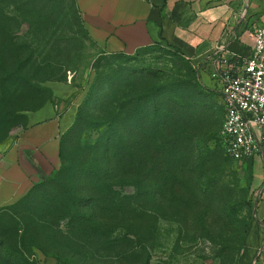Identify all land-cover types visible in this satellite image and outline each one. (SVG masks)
Here are the masks:
<instances>
[{
    "label": "rangeland",
    "instance_id": "1",
    "mask_svg": "<svg viewBox=\"0 0 264 264\" xmlns=\"http://www.w3.org/2000/svg\"><path fill=\"white\" fill-rule=\"evenodd\" d=\"M59 19L44 21L45 28L37 30L40 24H35V18L26 21L10 0H0V44L7 52V61L0 67V154L5 145L13 143L29 114L45 104L66 117L68 129L94 79L92 63L98 53L105 51L84 31L75 33V26L62 27ZM11 37L18 45H27V49L21 48L23 58L14 59L10 53ZM124 59L126 67L149 70L162 80L210 89L213 98L220 101L217 92L210 88V78L204 81L177 50L164 43L126 51ZM100 132L101 129H84L79 144H93ZM211 137L207 146L221 164L220 183L233 188V200L240 201L233 206L231 218L214 211V200L199 207L201 213L195 219L179 222L152 214L145 219L135 217L139 224L133 234H126L113 224L109 227L108 246L101 237L104 230L99 231L103 226L93 229L90 224L88 229L79 230L70 224L69 217L56 214L59 201L50 197L53 187H39L41 181L52 178L59 169V157L56 163L39 161L32 167L26 163L24 193L13 202L0 205V264H42L46 257L67 264H235L248 219L254 218L260 202L264 203L260 185L263 171L255 161L231 163L225 159L220 122ZM196 147L199 150V141ZM35 186L38 191L24 207H12ZM125 191L130 192V188ZM262 221L264 228V208ZM131 226L133 231L135 226ZM261 260L260 256L258 261L264 264Z\"/></svg>",
    "mask_w": 264,
    "mask_h": 264
},
{
    "label": "trees",
    "instance_id": "2",
    "mask_svg": "<svg viewBox=\"0 0 264 264\" xmlns=\"http://www.w3.org/2000/svg\"><path fill=\"white\" fill-rule=\"evenodd\" d=\"M10 2L26 21L35 18V24H40L37 30L58 17L62 27L75 26V33L82 30L88 36L75 0ZM8 42L13 58H23L21 48L27 49V45H18L12 37ZM151 45L154 43L138 49ZM5 53L0 44V67L7 61ZM125 59L122 51L105 52L98 53L92 63L94 79L74 122L59 138L60 167L39 184L45 189L53 187L50 197L59 201L56 214L69 217L79 230L90 224L93 229L103 226L99 231L104 230L101 237L108 246L109 227L113 224L133 234L139 224L135 217L145 219L152 214L179 222L195 219L201 213L199 207L214 200V211L231 218L233 206L240 201L233 200V188L220 183L221 164L207 146L216 125L222 124L224 108L219 94L217 101L210 89L162 80L149 70L126 67ZM86 128L101 129L91 145L79 144V135ZM221 152L233 162L223 147ZM25 155L35 166L37 161L28 151ZM37 191L38 186L33 187L12 207H24Z\"/></svg>",
    "mask_w": 264,
    "mask_h": 264
},
{
    "label": "crops",
    "instance_id": "3",
    "mask_svg": "<svg viewBox=\"0 0 264 264\" xmlns=\"http://www.w3.org/2000/svg\"><path fill=\"white\" fill-rule=\"evenodd\" d=\"M88 36L105 52L161 42L177 50L206 81L212 71L250 54L254 30L264 26V0H75ZM206 79V80H205ZM208 81V80H207ZM211 87V85H210ZM69 121L45 104L0 154V205L24 192L25 151L39 163L58 160ZM263 202L251 218L236 264L264 262ZM263 249V250H262ZM42 264H65L46 257Z\"/></svg>",
    "mask_w": 264,
    "mask_h": 264
},
{
    "label": "built area",
    "instance_id": "4",
    "mask_svg": "<svg viewBox=\"0 0 264 264\" xmlns=\"http://www.w3.org/2000/svg\"><path fill=\"white\" fill-rule=\"evenodd\" d=\"M250 54L214 70L209 78L223 104L220 142L233 162L262 166L264 189V26L255 28Z\"/></svg>",
    "mask_w": 264,
    "mask_h": 264
}]
</instances>
